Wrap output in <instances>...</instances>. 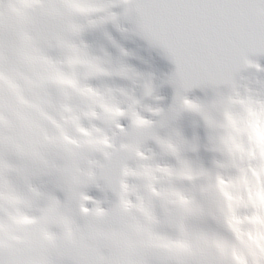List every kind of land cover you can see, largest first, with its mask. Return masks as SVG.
Segmentation results:
<instances>
[{
    "label": "snow or ice",
    "instance_id": "snow-or-ice-1",
    "mask_svg": "<svg viewBox=\"0 0 264 264\" xmlns=\"http://www.w3.org/2000/svg\"><path fill=\"white\" fill-rule=\"evenodd\" d=\"M117 6L122 13L112 10ZM122 18L175 65L167 108L150 77L85 39L102 31L127 55L105 28L129 31ZM249 54H264V0H0V264H264V250L240 260L213 243L243 247L216 197L196 187L206 175L204 162L189 155L199 151L198 138L189 139L177 123L184 112L199 115L211 150L209 115L186 93L235 87L241 67L260 69ZM87 63L102 68L87 71ZM49 70L69 81L81 72L86 78L66 97ZM82 89L121 94L113 97L120 106L114 119L97 108L111 142L104 152L40 140L41 129L55 130L62 106L84 102ZM245 92L253 94L247 86ZM154 168L178 171L171 190L179 199L169 200V189L144 176ZM90 187L105 199L90 196ZM21 207L31 222L13 224V209Z\"/></svg>",
    "mask_w": 264,
    "mask_h": 264
},
{
    "label": "bare ground",
    "instance_id": "bare-ground-1",
    "mask_svg": "<svg viewBox=\"0 0 264 264\" xmlns=\"http://www.w3.org/2000/svg\"><path fill=\"white\" fill-rule=\"evenodd\" d=\"M112 10L116 11L117 13L119 11V9L116 7H114ZM91 18L95 19L96 17L93 15ZM122 21L126 22L127 26L131 28L130 31L122 33L118 31L111 23L107 24L105 28L108 33L110 31L118 32L117 37H112L116 41L118 38L117 42L120 46L121 44L119 41L123 40L126 41V43L128 42V45H123L121 47L125 49L127 55L135 53L134 56H131L133 58L131 60L133 62L138 61L140 62V65L143 66H138L136 62L133 63L130 60H124L123 57L121 58V56H119L121 54L119 50H111L110 47H113V45L109 41L103 43L94 42V38L98 36L101 37L103 35L102 31L88 33L87 35H89V37L86 40L97 49L101 46H104L113 57H119L124 63L132 66L145 77H150L154 83H163L162 89L160 91L158 90L157 92V94L163 99H161L158 103L161 106L167 108L172 102L167 105L163 103V100L167 96H172L171 93L174 91V88L170 83H168L167 80L162 79L163 77H159L160 75L162 76L161 72H163L164 75L165 71H169L170 66L167 57H165L158 48H155V46L149 44L147 40L136 34L135 31L132 30L134 25L131 22L126 21L123 18L121 19V23H123ZM261 58L262 56L260 58L257 56L255 59H251L252 61L255 60V63L260 65V69L250 67L247 72L236 73L235 87L226 85L227 89H240L246 86L248 87V84L251 83L259 87H256L257 89L248 87L253 90V93H260L264 91V77L261 76L264 74V66H262ZM79 60L83 62V57H80ZM154 61L160 65L153 66L152 62ZM144 63L147 64L144 66ZM164 65L168 67V70H165V68L162 67ZM86 68L87 71H97L102 68V65L87 63ZM256 71H259L261 75L255 76ZM47 75L61 81L63 94L66 97H71L73 92L76 90L75 85L79 84L78 81L75 80L70 81V85L66 86V80L63 79L62 75L57 73L55 70H49ZM85 76L86 75H83L80 80L85 79ZM115 83L119 86H130V82L125 80L118 79ZM167 85H169V87ZM208 91L209 90L206 88L202 89V92H204L205 95L208 93ZM239 93L241 94L239 95L237 93L235 101H241L242 99H245V97H248L247 99L251 101V107L231 109L229 104L223 103V95H218L216 98L211 99L207 98V101L198 100L199 98L197 99L205 106V110L207 111L211 120L212 137L211 143L209 142L211 149L218 153L221 152L222 149L225 150L224 153L226 154L227 151L231 152L233 167L231 165L232 163L228 161V157L223 158V160H215L217 165H230L229 174H223L221 172L216 173L215 170L211 169V167L206 163V160H204L202 156H192L189 154L192 158H198L205 164L206 175L196 178V187L210 191L216 197L218 209L222 211L225 221L229 224L231 229L235 231L239 244L243 245V247L238 245L229 247L220 240L214 241L213 243L222 252L233 255L236 258L238 256L244 257L245 252L250 253L255 250H264V224L262 217L258 216L256 220H252L248 218L249 213L246 215H240L237 214V212L233 214L226 213V210L232 205L237 207L238 204H244L247 202L249 203L247 204V207L253 206L252 204H258L260 207L264 205V168L262 169L260 165L253 166L252 169H250V171L252 170L253 172L252 174L247 168L240 170L238 169L239 166H235V163L238 162L237 160L242 157V154H246V152L248 153L246 150H249L253 147L252 143L250 142V139H254L249 133V121L253 119V112L260 116L261 119H264V114L262 113V110L264 109V95H260L256 98L254 95L246 94L245 91H240ZM202 94L203 93H201L200 96H203ZM216 94L217 93H214V95ZM117 95L121 94L114 90L110 91L105 89L103 92L96 94L92 91L82 89L80 91V96L84 98V102H82L79 107L74 106L72 103H67L66 105L62 106L59 109L57 119L53 121L55 130L45 131L41 129L40 140L47 144L62 145L65 149H97L103 152V150L108 148V146L105 145L111 142L109 140V131L107 125L105 124L102 126L101 124V111L103 117L107 120H111L116 115H118L120 106L113 101V97ZM194 96L196 95L194 94L190 99L194 100ZM147 102L156 103L155 101L151 100ZM31 107L35 111H40L38 105H32ZM97 108L101 109V111H97ZM132 110L134 111L135 109L133 108ZM228 114L231 116V122L229 121ZM41 115L46 119L48 118L46 113L41 112ZM178 123L179 127L189 139L196 137L198 138L200 146L207 144V139L203 140L204 136L201 135V131L205 130V127L203 125L204 121L199 115L192 112H184ZM29 124L31 126L33 122L29 121ZM35 127L39 126L35 125ZM212 127H214L215 130H213ZM219 127H221V131L226 128V133L216 132V130H219ZM190 128L195 129V131H192L191 133L188 132L187 130ZM204 135L207 137L206 132ZM218 141H220L221 144H219ZM127 149L131 150V146H128ZM95 167L96 165L94 162L90 163L88 166V171L94 172ZM236 168L238 170H236ZM177 175L178 171L169 174L166 171H161L155 168L144 173V176L151 177L154 183L169 189V191L165 193L169 200L179 199L178 195L171 190L173 187L172 181ZM253 175L260 176L259 182L254 179ZM92 189H94V191H99V189L96 187H93ZM88 194L90 195V192H88ZM110 194H107L108 198H111ZM57 195L63 199L62 192H58ZM99 195H95L94 198L102 200L105 199L104 195L106 194ZM13 217V224H27L31 222V219L23 214V207L19 209H13ZM249 220H252L256 223L254 227H248L247 222Z\"/></svg>",
    "mask_w": 264,
    "mask_h": 264
},
{
    "label": "clouds",
    "instance_id": "clouds-1",
    "mask_svg": "<svg viewBox=\"0 0 264 264\" xmlns=\"http://www.w3.org/2000/svg\"><path fill=\"white\" fill-rule=\"evenodd\" d=\"M196 108L200 107V104L193 101ZM253 119L249 121V133L256 141L258 146L264 147V119H261L255 112L252 113ZM229 121L231 122V116L228 114ZM237 259L242 260L243 256H238Z\"/></svg>",
    "mask_w": 264,
    "mask_h": 264
},
{
    "label": "rangeland",
    "instance_id": "rangeland-1",
    "mask_svg": "<svg viewBox=\"0 0 264 264\" xmlns=\"http://www.w3.org/2000/svg\"><path fill=\"white\" fill-rule=\"evenodd\" d=\"M117 7H119V6H117ZM122 22H123V21H122ZM122 26L125 27V28H127V29H129V31H130V29H131V28H129V27L127 26L126 22H123V23H122ZM111 36H113V35H111ZM104 38H106V37L104 36ZM100 40H102V41H108L107 38H106V40H104V39L98 37V38H95V39H94V42L98 43V41H100ZM122 43H123V42H121V44H122ZM109 45H110V44H109ZM111 48H112L113 50H114V49H115V50H118V49H117L116 47H114V46L111 47ZM119 56H121V58L124 57V55H122V54H120ZM83 75H86V74H85V73L83 74V72L80 73V74L76 77L75 80H77L78 83H80V82H81L80 78H81ZM69 83H70V81H67V80L65 81V85H66V86H69V85H70ZM201 89H202V88H201ZM201 89H198V90H197V92H199V94L202 93V90H201ZM199 90H200V91H199ZM198 98H199V99H198ZM207 98H210V99H211V98H216V97L209 96L208 94H206V95H204V96H201V97H200V95H198V94H197L196 96H194V100H197V99H198V100H201V101H202V100L207 101V100H208ZM227 98H229L227 95H226V97H222V99H223V100H222L223 103L227 100ZM163 101H164L163 103L166 104V103H168V102H172L173 100H172L171 98L167 97V98L164 99ZM118 109H119V108H118ZM105 146H108V148H109V147L111 146V143H107V145H105ZM108 148H107V149H108ZM107 149L103 150V152L106 151ZM95 150H97V149H95ZM87 192H89V191H87ZM90 192H91V193H90V196H92V197H94L95 195H99V194H105V193L102 192L101 190H99V193H95L94 191H90ZM108 194H110V193H108ZM110 195H111V194H110ZM99 196H100V195H99ZM104 197H105V195H104Z\"/></svg>",
    "mask_w": 264,
    "mask_h": 264
}]
</instances>
